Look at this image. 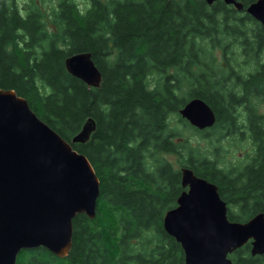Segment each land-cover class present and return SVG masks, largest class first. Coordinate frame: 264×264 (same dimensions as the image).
I'll list each match as a JSON object with an SVG mask.
<instances>
[{"label": "trees", "instance_id": "16d2710c", "mask_svg": "<svg viewBox=\"0 0 264 264\" xmlns=\"http://www.w3.org/2000/svg\"><path fill=\"white\" fill-rule=\"evenodd\" d=\"M56 1L48 10L35 0L23 7L0 0V88L25 97L68 141L94 118L90 138L72 144L92 162L100 196L94 218H74L68 256L39 247L23 250L17 264H186L181 244L163 226L183 190L180 168L163 154L178 153L182 166L216 183L231 220L264 212L260 22L223 0H86L85 9L78 0ZM80 52H90L102 71L99 86L68 71L66 58ZM193 98L217 114L208 132L179 112ZM240 103L253 104L254 144L248 163L228 168L193 147L185 132L204 140L211 134L212 142L225 137L237 125ZM230 257L264 264L250 242Z\"/></svg>", "mask_w": 264, "mask_h": 264}, {"label": "water", "instance_id": "95a60500", "mask_svg": "<svg viewBox=\"0 0 264 264\" xmlns=\"http://www.w3.org/2000/svg\"><path fill=\"white\" fill-rule=\"evenodd\" d=\"M212 4L216 0H206ZM242 10L238 0H223ZM264 26V0L247 7ZM68 71L90 87L102 71L90 52L65 60ZM193 126L215 124L213 108L202 98L180 110ZM96 128L89 117L80 132L66 140L12 88H0V264H17L21 251L44 247L59 258L73 247L74 218L97 214L100 179L72 143L86 142ZM184 190L163 216L166 232L182 246L186 264H235L229 256L251 241L252 255H264V212L245 222L230 220L219 187L190 167L181 168Z\"/></svg>", "mask_w": 264, "mask_h": 264}, {"label": "rangeland", "instance_id": "374dc122", "mask_svg": "<svg viewBox=\"0 0 264 264\" xmlns=\"http://www.w3.org/2000/svg\"><path fill=\"white\" fill-rule=\"evenodd\" d=\"M25 1L31 2V0H19V5L23 7L26 5ZM35 2L42 9H50L54 7L57 3L56 0H35ZM78 3L81 5L82 9H85V4H88L86 0H78ZM220 53V50L218 51ZM256 103V102H254ZM261 111H264V106H261ZM190 134L195 140L200 141L198 144L195 140H192L191 144L193 147H199L203 152L210 153L215 159L220 161L219 163L222 166H227L228 168H239L243 167L246 163L251 160L252 145H249L248 142H241L238 140H233L230 138L222 137L220 139H213L215 142H212L209 137L211 134L204 133L208 139L196 138L195 133L190 130V132H185ZM200 135V134H199ZM198 135V136H199ZM231 139V140H229ZM210 140V141H209ZM216 146V148H215ZM220 146V147H217ZM220 148V149H219ZM222 150V151H221ZM163 157L170 161L173 166L181 168V160H184L178 153L176 154H163ZM23 254V252H20ZM20 255V254H19Z\"/></svg>", "mask_w": 264, "mask_h": 264}, {"label": "flooded vegetation", "instance_id": "af4514ba", "mask_svg": "<svg viewBox=\"0 0 264 264\" xmlns=\"http://www.w3.org/2000/svg\"><path fill=\"white\" fill-rule=\"evenodd\" d=\"M238 1L242 2L241 0H238ZM249 5H247V6L244 5V8L242 10L236 8L235 5H233V6L236 9H238L239 11H241V12H243L245 14V13H248L246 9H247V7ZM248 14H250V13H248ZM249 101L254 102V100H252L250 98H249ZM252 105L248 104V103H240L237 106L236 111H235V115H236L235 117L237 118L236 119V124L237 125L233 129L231 127H229L230 125L228 126V130L225 133V138H230L231 137V139H233V140H238V141H241V142H248L249 145H253L254 144V141H253L254 140V134L252 133V124H251V119H250V112L253 113ZM215 114H216V112H215ZM216 116H217V114H216ZM217 121H218V117H217L216 122ZM216 122H215V124H216ZM213 126L205 128V129H202V131L208 132L210 130V128H212ZM231 139H229V140H231ZM183 190H184V188H183ZM177 199H178V197H177ZM177 199H176V205H177ZM229 208H230V206H229Z\"/></svg>", "mask_w": 264, "mask_h": 264}]
</instances>
